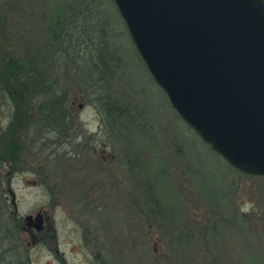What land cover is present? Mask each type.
<instances>
[{
  "label": "rangeland",
  "instance_id": "374dc122",
  "mask_svg": "<svg viewBox=\"0 0 264 264\" xmlns=\"http://www.w3.org/2000/svg\"><path fill=\"white\" fill-rule=\"evenodd\" d=\"M105 41L108 79L87 59ZM0 48V66L2 56L31 64L51 89L37 103L64 110L40 115L67 116L50 133L31 120L15 167H0L5 227L12 200L20 219L45 210L56 236L29 247L15 232L18 264H264V178L239 173L187 128L112 0H0ZM109 96L116 127L102 106ZM11 113L0 100V131Z\"/></svg>",
  "mask_w": 264,
  "mask_h": 264
},
{
  "label": "water",
  "instance_id": "95a60500",
  "mask_svg": "<svg viewBox=\"0 0 264 264\" xmlns=\"http://www.w3.org/2000/svg\"><path fill=\"white\" fill-rule=\"evenodd\" d=\"M168 103L233 169L264 178V0H112ZM41 211L24 216L41 229Z\"/></svg>",
  "mask_w": 264,
  "mask_h": 264
},
{
  "label": "trees",
  "instance_id": "16d2710c",
  "mask_svg": "<svg viewBox=\"0 0 264 264\" xmlns=\"http://www.w3.org/2000/svg\"><path fill=\"white\" fill-rule=\"evenodd\" d=\"M96 43L100 45V42L97 41ZM103 44V48L97 46L93 50L90 49L87 59H89V64H91L92 69L95 70V74H97V68L104 64L105 78L108 79L112 76V71L116 66L115 63H112L114 60L113 53H107L109 42L105 41ZM108 62L112 63L113 66H109V64H107ZM32 70L31 64L20 63V61H17L13 56L6 60L3 56L1 57L0 100H6L8 102L10 110L12 111V116L7 126L0 131V167L10 163L13 168L15 167L19 152L24 147V142L21 137H23L25 131L28 129L27 127L30 125L31 120L32 124L38 122L43 129L49 130L50 133L58 130L56 127L57 124L55 123L57 120L59 122L64 112L63 108L60 106V101L47 99L40 104L37 103L38 95H49L51 94V89L46 86L45 88H47V90L42 92V89L38 86V79L35 78ZM104 100L102 106L106 112V116L109 118V124L116 127L122 114L120 108L115 106V101L112 97L109 96V99ZM35 111L39 114L35 119L36 121L30 117ZM41 113H49L53 116L57 113L62 115L57 116V119H54V117L51 118L54 120L52 122L50 120H45L44 117L40 115ZM66 118L67 116L61 117L63 121H66ZM21 125L22 128H20ZM186 126L189 128L188 125ZM68 130L70 129L66 128V133ZM206 146L209 147V145ZM0 184L2 183L0 182ZM0 210H3L1 201ZM4 213L5 210L3 214ZM6 225L7 224L4 225L2 223V219L0 218V264H18V259H14L13 256H15L14 254L17 255L20 250L15 246L13 241L15 239V232L18 234L21 231L17 228V225H14L13 221L8 229L5 227ZM16 243H19V239ZM23 251L26 252L25 249Z\"/></svg>",
  "mask_w": 264,
  "mask_h": 264
},
{
  "label": "flooded vegetation",
  "instance_id": "af4514ba",
  "mask_svg": "<svg viewBox=\"0 0 264 264\" xmlns=\"http://www.w3.org/2000/svg\"><path fill=\"white\" fill-rule=\"evenodd\" d=\"M52 194V193H50ZM53 195V194H52ZM11 205L13 206V212H10L11 217H12V221L14 223V225H17V228L20 229L21 232L23 234H27L30 238V242H27V246L29 247H37L41 245H46L49 244L50 242L55 243V233H54V228L52 226V219H51V215L47 214L45 210H38L37 212L41 211V216H42V222H41V229L38 230L36 227H34L33 225L30 226H26L25 222H24V216L22 217V219H20V217L17 216V212H16V207L15 203L10 200ZM36 213V212H35ZM34 213V214H35ZM30 214V213H29ZM27 214V215H29ZM32 214V215H34ZM27 251V248H26Z\"/></svg>",
  "mask_w": 264,
  "mask_h": 264
}]
</instances>
